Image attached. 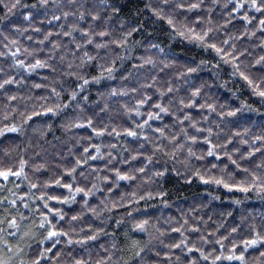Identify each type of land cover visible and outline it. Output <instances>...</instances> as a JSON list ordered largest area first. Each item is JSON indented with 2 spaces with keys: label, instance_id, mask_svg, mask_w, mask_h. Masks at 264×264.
Masks as SVG:
<instances>
[{
  "label": "clouds",
  "instance_id": "clouds-1",
  "mask_svg": "<svg viewBox=\"0 0 264 264\" xmlns=\"http://www.w3.org/2000/svg\"><path fill=\"white\" fill-rule=\"evenodd\" d=\"M0 4L8 10L0 15V45L19 49L25 60L43 54L45 66L40 68L51 70L40 87L50 92L36 95L38 88L25 83L28 77L20 73L25 60L18 64L13 52L11 64L0 61V168L26 162L21 182L28 183L31 193L38 181L46 199L50 184L57 190L65 189L64 183L73 185L53 195L68 208L49 210L51 225L43 228L34 206L26 208L27 215L16 209L14 228L4 209L0 264H264V97L240 76L243 72L264 89V0L255 7L251 0ZM25 7L22 21L14 23L13 9ZM234 12H242V20ZM29 29L34 31L29 34ZM53 30L56 36L50 39ZM197 34L204 40L195 39ZM211 44L223 52L217 54ZM9 51H0V57H8ZM28 66V72L35 70ZM9 69L19 78L9 75ZM13 84L17 88L10 90L7 86ZM48 108L54 111L46 112ZM127 129L136 135H128ZM89 147L95 148V156L85 151ZM217 154L221 159H215ZM73 156L78 159L68 167ZM81 161L86 167L77 172ZM72 169L70 181L62 180ZM122 175L128 179H120ZM201 176L210 182L200 184ZM216 180L249 190L224 192ZM5 198L0 197V205ZM188 203L220 210L221 218L232 216L228 225H219L227 235L218 239L214 230L206 236L205 228L189 239L193 233L183 223L179 243L171 242L172 225L179 220L167 213L176 208L182 219ZM50 226L67 235L47 238ZM252 240L256 243H246ZM229 244L236 249L231 255L216 254V245L227 250Z\"/></svg>",
  "mask_w": 264,
  "mask_h": 264
},
{
  "label": "trees",
  "instance_id": "trees-1",
  "mask_svg": "<svg viewBox=\"0 0 264 264\" xmlns=\"http://www.w3.org/2000/svg\"><path fill=\"white\" fill-rule=\"evenodd\" d=\"M20 3L25 4V5H31L33 3H35V0H20ZM27 7L25 8H21L19 9V11H17L16 9H13V14L10 16V19L14 22V23H20L23 19V14L27 12ZM8 10L2 5L0 4V15H3L7 12ZM234 15H237L241 20H242V16L243 13H233ZM165 23H167V21H165ZM235 23V21L233 22ZM26 26V25H25ZM37 27H39V25H37ZM33 29H29V34L31 32H33ZM56 33L53 30V36L50 37V39H55ZM41 37H38L37 39H40ZM67 39V38H65ZM23 40V38H22ZM47 43V42H46ZM27 47V45H25ZM119 45H117L118 47ZM0 51H9L7 49H4L2 47V45H0ZM15 52L16 56L18 59L20 60H25V55L22 51L17 52L16 48H12L9 51V55L8 57H0V61H2L5 65L11 64L12 61L10 59L12 53ZM46 57L43 54H37L35 56V58L33 59V57H28L27 60H25V68L20 70V73L27 75L28 79L25 81V83L28 84H40L43 85L47 82L46 78L49 76L50 73V69L49 68H36L34 71L32 72H28V68L27 66L29 64H33L35 63L36 59H40V60H44ZM9 75H12L16 78H19V74L16 73L15 69H9ZM4 77L2 75H0V79H3ZM10 90H15L17 88V85H9L7 86ZM48 92H50V89H48L47 91H45L43 88H38L35 91L36 95H46ZM244 98H247V93L245 95ZM14 103V102H13ZM155 110V109H153ZM199 109H197L198 111ZM147 118V117H145ZM33 119H35V117H33ZM128 127H131V125H126ZM86 127V125H85ZM90 133V130H89ZM9 135H15V134H9ZM123 138V137H122ZM114 142V141H113ZM92 143H98V141H93ZM82 151V149H81ZM89 154L91 156H95L96 155V150L95 148L89 147L88 149ZM78 159V156H73L71 158H69V160L67 161V166L71 167L74 163L75 160ZM95 166V165H93ZM86 167V165H84V163L81 161L80 163V168L77 169V172H79L80 170L84 169ZM13 171H17L19 170V166L16 165L14 167H11ZM25 172L28 173L29 175H31V170L28 168V166H25ZM42 179H47V176L42 177ZM62 180H64L65 182L70 181V175L65 172L64 176L61 177ZM205 179H207L205 177ZM22 178L19 177L18 179V184L20 188V195L24 198L30 196H34V197H39L36 201V220L38 222H40V218H41V212H43V215H46L48 217V219H52L51 216H48V211L50 209H54V207H63L65 210H67L68 206L65 205H61L58 201L55 200H51V199H46L45 198V194L42 191H38L39 188V182L37 181V188L32 189V192L30 193L28 191V183L25 182H21ZM200 184H203V182L199 179L198 181ZM189 183L195 184L197 183L196 179H190ZM24 184L26 186H24ZM197 191H202V189H197ZM228 189H224V192H228ZM67 189H59L57 190V186L54 184H50L49 185V189L47 190V197H51L53 195H60L61 193H66ZM231 192L234 193H241V191H238L236 189H233ZM32 193H35V195H32ZM185 198H188V193L185 192L184 193ZM0 197H6L7 199L4 201V203L2 205H0V214L4 213V209L2 206H6L8 208V218L11 219L13 217H15L17 219L16 216V212H11L10 208L15 210V205H12L8 200H10L9 195L5 194L4 191H0ZM43 197V198H41ZM225 199V203H227V198L222 197ZM163 199V197H158L157 201ZM45 203H47L48 207L46 209H42L41 206L44 205ZM143 203V202H141ZM184 211L187 213V215H183V218L181 219L182 214L177 212L176 208H172L170 212H168V215H174L177 217V219L179 220V223H173L172 228L176 229L180 227V224H183L185 222H187L188 226H189V230L190 232L193 233V235L189 236V239H194L196 235H199L200 231H203L205 228L207 229L206 231V236H210L213 231H216V235L217 238L220 239L223 236H226L227 233L224 232V230L222 228H219L220 224H224V225H228L229 221L232 220V216H228L227 214H223V218H221L222 212L220 210H217L215 208H207V209H203L201 210L199 207H196L194 205H192L191 203L185 204L184 206ZM194 209V210H193ZM21 210H23L24 215H27L28 209H26L25 207H23ZM74 214V213H73ZM53 215H55V213L53 212ZM193 219H195V223H193ZM235 225H233L234 227ZM195 229V231H193ZM229 231H231V228L228 229ZM181 231H183V229H181ZM185 235H189L188 233H185ZM171 237H172V241L174 243H179L180 241V232H176V231H172L171 233ZM185 243H188V241L186 240ZM189 247H191V245H189ZM216 249L217 252L216 254L219 255L221 251H226L227 255H231V253L233 251H235L236 249L232 247V245H228L227 246V250H225L221 245H216ZM172 253H176L178 254V249L173 248L172 249ZM192 253L196 256H199V253L196 252V250L193 248L192 249ZM238 254V253H237ZM169 257L167 255H165L163 257V259L167 260ZM207 264H211V260H209L207 262ZM217 264H221V261H217ZM223 264H230L229 261L224 260Z\"/></svg>",
  "mask_w": 264,
  "mask_h": 264
},
{
  "label": "snow or ice",
  "instance_id": "snow-or-ice-1",
  "mask_svg": "<svg viewBox=\"0 0 264 264\" xmlns=\"http://www.w3.org/2000/svg\"><path fill=\"white\" fill-rule=\"evenodd\" d=\"M251 2H252V5L255 7V6L257 5L258 0H251ZM198 6H199V5H197V4H192L190 7H192V8H196V7H198ZM13 7H15V5H13ZM181 7H182V6H181ZM9 10H10V9H9ZM257 10L259 11L260 8H257ZM55 19H59V17H56ZM244 19H247V17H244ZM168 23H169V24H172L173 21H172L171 19H169V20H168ZM260 23H261L262 25H264V19H261V20H260ZM37 31H39V29H37ZM190 31H191V30H190ZM180 34H181V35H184L183 32H181ZM65 35H69V33H65ZM100 35L103 36V35H105V33L101 32ZM194 38L197 39V40H204L205 37L197 34V35H194ZM100 46H101V45H97V47H100ZM209 47H211L212 49H214L215 52H216L217 54L223 52V49L217 47L215 44H211V45H209ZM18 51H19V49H17V52H18ZM13 55H15V53H13ZM261 59L264 60V57H262ZM17 63L22 65L24 62H23L22 60H18ZM44 66H45L44 61H42V60H40V59H36V60H35V63L29 65L28 67H29L30 69H36V68H40V67H44ZM189 71L191 72L192 69H189ZM240 76H241L242 79H244L245 81H247V83H248L249 85H252V86L255 87V89H256V91H257V94H258L260 97H264V89H260L258 85H254V82H253L251 79H249V77L246 76L243 72L240 73ZM4 83H5V84H8V83H11V81H10V80H6ZM0 87H3V85H0ZM34 87H36V88H40L41 85H40V84H35ZM169 91H171V89H169ZM198 94H199V89H194V90H193V95H198ZM10 99H15V97H10ZM189 106H190V105H189ZM156 107L159 108L160 111H164V112L167 111L166 108H163V107H161L160 105H156ZM208 107H209V108H212V105H208ZM52 111H54V109H52V108H48V109H46V112H52ZM228 114H229V115H232L233 113H228ZM33 115H34V116H35V115H40V113H33ZM149 115H150V118H151V114H149ZM29 119H31V117H29ZM89 123H91V122H89ZM78 127H84V125H78ZM10 131L15 132L16 129L13 127V128L10 129ZM93 131H94V132H97L98 135H99V134H103L102 130H101V131H97L96 129H93ZM157 131H161V130H160V129H157ZM208 131H209V133H210V132H211V129H209ZM126 132H127V134L130 135V136H135V135H136V133L133 132L131 129H127ZM117 134H119V133H117ZM191 139H192L193 141H195L196 138H195V137H191ZM207 143H208V144H211V141H207ZM211 147L214 148L215 145H212ZM85 151H88V149L86 148ZM208 155H209V156L213 155V152H212L211 148H209V150H208ZM93 159H95V157H93ZM215 159H221V157L217 154V155L215 156ZM25 163H26V162L21 161V162H20V166H19V170H17V171H13L12 168H0V177H2V178H3L4 180H6V181L9 179L10 176H17V177H19V176L21 175L22 171H23V168H24ZM77 163H79V162H77ZM232 163H235V161H232ZM213 166H215V165H213ZM41 167H43V166H41ZM141 170H142V169H141ZM72 171H74V169L70 170L68 174L70 175ZM245 171H246V170H245ZM120 179H122V180H123V179H128V177H127L126 175H122V176H120ZM200 180H201L203 183H209V182H210L208 179H205V178L202 177V176L200 177ZM215 182H216L217 184H223V186H224L226 189H228L229 191H232L233 189H236V190L241 191V192H247V191L249 190V188H248L247 186H245L244 184L225 183L223 180H216ZM56 183L59 184L60 182H59V181H56ZM62 186H63L65 189H71V188L73 187V185L68 184V183H64ZM31 187L35 188L36 185H31ZM76 191H77V192H83L85 195L88 194V193L85 192L84 189H82V188H77ZM41 198H43V197H41ZM5 199H7V198H5ZM21 199H23V198H21ZM49 199H51V200H55V201H58L59 203H64V202H66V201H61V200L59 199V197H57V196H51V197H49ZM11 204L15 205V204H16V200H12V201H11ZM24 207H25V208H29V205H28L27 203H25V204H24ZM45 207H46V208L48 207L47 203H45ZM50 210H52V211H56V210H54V209H50ZM57 214H58V213H57ZM25 218H26V217H24L23 215H21V219H25ZM73 219H76V217H73ZM3 222H5V221H0V223H3ZM6 222L8 223L9 227H13V228H14V227H18L17 219H16L15 217H13V218H11V219H7ZM185 223H187V222H185ZM45 225H51V221L48 219V217H47L46 215H43V214H42V219H41L40 224H39L38 226L41 227V228H43V227H45ZM138 227H142V225H138ZM173 231L179 232L180 229L177 228V229H174ZM193 231H195V229H194ZM57 235H67V233L57 232V230L55 229L54 226H50V227H49V230H48V232H47V238L50 239V238H53V237H55V236H57ZM93 238H94V237H93ZM246 243H252V244H255L256 241H255V240H252V241H248V242H246ZM179 246H180L179 244H175V245H174V247H177V248H178ZM50 250H51V249H49V251H50ZM234 258L237 259V260L242 259V257H232V256H228V257H226V259H228V260H232V259H234ZM216 259L219 260L220 257L218 256ZM37 264H39V262H37ZM77 264H80V262H77Z\"/></svg>",
  "mask_w": 264,
  "mask_h": 264
},
{
  "label": "rangeland",
  "instance_id": "rangeland-1",
  "mask_svg": "<svg viewBox=\"0 0 264 264\" xmlns=\"http://www.w3.org/2000/svg\"><path fill=\"white\" fill-rule=\"evenodd\" d=\"M18 179L19 177L17 176H10L9 179L6 181L4 180L2 177H0V191H4L5 194L9 195L10 200H8L10 203L12 200H16V204H15V210L11 209V212H16V209H22L24 207V204L27 203L29 205V208L31 207H35L36 208V201H37V197L31 196V199H29L30 196L24 198L22 197L19 193H20V188L19 184H18ZM18 186V187H17ZM24 186H26L24 184ZM11 189V191H9ZM13 193H15V195H13ZM23 198V199H21ZM21 200H23V203H21ZM13 205V204H12ZM3 208H7L6 206H2ZM41 220V218H40ZM37 223H39L37 221Z\"/></svg>",
  "mask_w": 264,
  "mask_h": 264
}]
</instances>
